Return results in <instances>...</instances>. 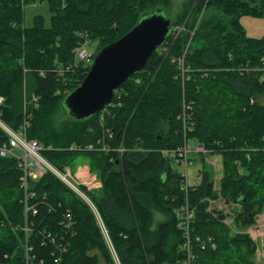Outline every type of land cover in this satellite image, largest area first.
I'll return each mask as SVG.
<instances>
[{
  "label": "trees",
  "instance_id": "obj_1",
  "mask_svg": "<svg viewBox=\"0 0 264 264\" xmlns=\"http://www.w3.org/2000/svg\"><path fill=\"white\" fill-rule=\"evenodd\" d=\"M44 1L49 25L42 14L26 24L25 5ZM163 1L0 0V118L36 139L55 167L81 156L98 170L101 190L85 193L121 264L181 260L178 223L184 220L180 206L186 199L192 264H255L249 234L228 235L222 212L207 210L205 198L215 197L209 172L203 168V179L187 186L165 154L187 137L223 156L218 192L240 206L234 215L238 229L251 225L264 208V34L248 36L240 21L243 15L264 18V0H190L191 15L171 19L165 47H158L144 68L117 88L101 112L76 120L63 105L65 95L54 100L67 78L76 87L87 73L90 59L74 57L72 51L84 36L97 40L100 49L143 16L163 12L152 8ZM206 9L211 13L202 16ZM175 24H183L176 36ZM25 73L34 81L31 93L39 97L38 106L29 104L24 115L22 99L17 100ZM51 97L50 109L63 107L75 124L57 127L44 104L41 111L40 104ZM182 111L189 120L187 131L183 118H176ZM42 130L53 138L45 140ZM7 142L8 134L0 128V144ZM21 173L17 157L0 155V264L111 260L99 220L85 199L46 171L28 179L25 200Z\"/></svg>",
  "mask_w": 264,
  "mask_h": 264
},
{
  "label": "rangeland",
  "instance_id": "obj_2",
  "mask_svg": "<svg viewBox=\"0 0 264 264\" xmlns=\"http://www.w3.org/2000/svg\"><path fill=\"white\" fill-rule=\"evenodd\" d=\"M189 2H190V0H166L163 2L155 3L152 8L153 9L161 8L163 10L162 13L164 15L169 16V17L172 16L171 19L174 21V20H177V18H179L181 16H183V18L184 17L188 18L191 15L192 4L188 5ZM24 10H25L24 13H25L26 24L32 23V17L34 14H42L43 17L45 18V25L46 26L49 25V10H48L47 1L41 2L39 4L25 5ZM210 13H211V9H206L203 12L202 16L209 15ZM240 21H241L242 25L244 26V29H245V32L247 35L259 37V36H262L264 34V18L263 17H252V16H248V15H243L240 18ZM175 25L177 27L176 29H174L175 36H176V34L180 30L183 29V24L182 25L181 24H175ZM164 47L165 46L163 44L161 47L159 46L160 49H163ZM81 49H86L88 51V53L90 54V58H92L97 53V51L100 50L101 48L99 49V43L97 40H92L88 36H84L82 38V40L79 41L72 49V51L74 53V57L77 56V54L79 53V51ZM178 59H182V58L179 57ZM72 82L73 81H71L69 78H67L63 82V86L57 87V89H58L57 92L60 94H57V97L54 100L59 101L61 97H63L64 95H66L69 92L70 89H72L73 87L75 88V85L77 83L73 84ZM33 84H34L33 78L31 76H29L28 73H25L24 74V82L22 84V94H21V97L17 100V101H19V100L21 101V99H22V103H19V105L20 106L22 105V110H23L24 115L26 114V111L28 109L29 104L33 103V105L35 107L38 106L37 101H38L39 96H36V95L34 96L33 95L34 93H31L33 90L32 89ZM67 87H69L70 89ZM30 89H32V90H30ZM29 94H30V96L32 95V98L30 97L31 102H30V98H28ZM53 98L54 97H51L49 100H46L44 103L40 104L41 105V108H40L41 111H42V104H44V106H45L43 108L44 113H48V116H50V117H51L50 113H53V117H55V125L57 127H59L61 125V123H63L66 128L69 127L70 122L72 125L75 124L76 122H74L73 120H71L68 117V115L63 110V107L58 105V107H57L58 111L57 112L54 109H50L51 102H52ZM49 111H50V113H49ZM177 116L183 117V111L180 114L178 113L176 115V118H177ZM78 120H80V119H78ZM177 120H178V118H177ZM27 125H28L27 120H24V126L26 127ZM183 125H184V123L182 122V129H183ZM42 132H43L42 136H44V135L46 136L45 140H48L47 137L53 138L51 136V133L48 132L47 130H42ZM54 141L59 142V140H55V139H54ZM184 143H186V138L184 140ZM184 143H182V145L179 147H183ZM187 143H188V146L185 145L184 148L188 147L187 155L190 157L188 159H190L192 161L188 165V183L191 185H195V181L197 180L196 179L197 175L201 176V180L203 179V172L197 174V171H198L197 169H199V167H201L202 165H205V169L209 172L210 179H212L210 186H212V188H213L212 192L215 195V197L208 196L205 198L208 201L207 210L208 211L220 210L222 212V215L224 217L222 222L226 224V227L228 229L227 233H229L228 235H231L233 233H242V234L248 233L249 236L254 241V245H255V252H254L255 264H264V225L260 226V225H258V223L256 221L254 223V226H252V227H254L253 236H252L251 232L249 231L251 228L250 225L247 228L238 229L237 226L234 225L235 224L234 215L237 212H239L240 206L237 205L236 203H233V202L231 203L229 200H226V198L220 192H218V190L220 188L219 181L216 180V178L213 176V174L214 173L219 174V175L221 174V171H222L221 170L222 169L221 154H219V153H214V154L208 153V154H206L207 152H204V153H201V154H204V156H202L199 152H195L191 149L194 146V142L192 141L191 138L188 139ZM171 159L174 161V166L178 170L182 168V165H179L180 162L175 160L173 157H169V160H171ZM194 159H195V161H194ZM202 160H204V161H202ZM79 163H87L88 164L87 159L85 157L78 156V157L70 160L69 165L71 166L72 169H74ZM70 166H68L69 169H70ZM90 172L95 173V176L98 177L100 182H101V184H99V186H96L94 188L93 192L97 193L98 191L101 190V187L103 185V180H102L98 170L94 169V167H93V170L90 168ZM78 181L80 182V179H78ZM71 189L73 190L72 187H71ZM172 233H170V234L172 235ZM207 240L209 241L208 242L209 244H210V242H212V239L209 240V238H208ZM211 244H212L211 247H213V242ZM231 249L234 250L235 249L234 246H232Z\"/></svg>",
  "mask_w": 264,
  "mask_h": 264
},
{
  "label": "water",
  "instance_id": "obj_3",
  "mask_svg": "<svg viewBox=\"0 0 264 264\" xmlns=\"http://www.w3.org/2000/svg\"><path fill=\"white\" fill-rule=\"evenodd\" d=\"M171 17L159 10L143 16L125 34L105 44L91 59L82 81L70 90L63 105L74 119L101 112L126 79L141 71L171 29ZM177 264H180L177 262Z\"/></svg>",
  "mask_w": 264,
  "mask_h": 264
},
{
  "label": "built area",
  "instance_id": "obj_4",
  "mask_svg": "<svg viewBox=\"0 0 264 264\" xmlns=\"http://www.w3.org/2000/svg\"><path fill=\"white\" fill-rule=\"evenodd\" d=\"M176 28L177 27L175 26V29ZM77 55L81 60L84 61L91 59L90 54L86 49H81ZM179 63L183 64L182 59H179ZM181 68H182V72L185 71L183 70V67ZM3 103H4V99L3 97L0 96V106H2ZM185 113L186 112H184V114ZM184 114L182 117L184 123L183 127L184 130L187 131L190 129V125L187 126L189 120L187 121L188 118ZM0 128H2L8 134V142L4 144H0V155L1 156L12 155L19 159V165L22 170L20 176V182H21V186L25 189V200L27 197L28 179L37 178L46 171H50L54 175H56L59 179H61L66 185H69L70 188L72 187L73 191L78 193L83 199H85L93 207L88 197L81 192V189H79V186L83 183L81 181L79 182L78 179H74L73 177H71L67 170L63 168L59 169L55 167L48 159H46L41 152L43 147L36 139L28 138L23 131L12 129L1 118H0ZM185 145L187 146L186 143H184V146ZM184 146L183 147L178 146L174 151L171 150L170 152L166 151L167 153L165 155L168 157H173L175 160L180 162L181 165H183L184 169L181 172L182 175L184 176V183L186 182V185L188 186L187 168L192 161L188 159L189 158L187 155L188 147L184 148ZM191 149L199 153H204L207 151L200 143H195ZM173 152H177L179 156L175 158ZM184 188L185 191H187L188 187H184ZM180 210H182L185 214V216L183 217L184 220L178 223V227L182 229L181 247L184 253L182 259L177 262H179L180 264H192L194 259V254L190 251L191 239L189 236L188 226L187 224H185L188 223L189 218L191 217V212L189 205L187 203V199L180 207ZM99 225L101 227L105 242L109 248V252L111 256V260L105 264H121L118 255L113 247V244L108 236V233L101 221H99ZM209 240H211L210 237ZM203 246L204 244H202V247Z\"/></svg>",
  "mask_w": 264,
  "mask_h": 264
},
{
  "label": "crops",
  "instance_id": "obj_5",
  "mask_svg": "<svg viewBox=\"0 0 264 264\" xmlns=\"http://www.w3.org/2000/svg\"><path fill=\"white\" fill-rule=\"evenodd\" d=\"M248 36H250V35H248ZM254 37V36H253ZM260 37V36H259ZM188 139L189 138H187L186 137V144H187V146H188ZM193 141V140H192ZM194 142V144L195 143H199V142H196V141H193ZM196 152V151H195ZM208 153H211V152H207L206 154H208ZM201 154V153H200ZM212 154H214V153H212ZM220 154V153H219ZM203 155V154H202ZM189 157V156H188ZM221 157H222V160H221V162L223 163V156L221 155ZM190 158V157H189ZM194 161H195V159H194ZM202 161H204V160H202ZM206 162V161H205ZM204 163V162H203ZM202 163V164H203ZM72 165V164H71ZM179 165H181V164H179ZM68 166H70L69 164L68 165H65L64 167H63V169H65V170H67L68 171V173L70 174V176L71 177H73L74 179H80V181L84 184H81L80 186H79V189H82L81 190V192L82 193H84L85 195H86V193L85 192H93L94 191V188L96 187V186H99V184H101V182H100V180H99V178L98 177H96L95 176V173H93V172H90V166L87 164V163H79L74 169H72L71 168V166H70V169H69V167ZM202 168V169H201ZM203 168H205V165H202L201 167H199V169H197L198 171H197V174L198 173H201L202 171H203ZM62 169V168H61ZM184 169V167H183V165H182V168L181 169H179L180 170V172L182 171ZM222 171H221V174L219 175V174H216V173H214L213 174V176L216 178V180H218L219 182H220V180H221V178L223 177V166H222V169H221ZM241 171V170H240ZM187 175H188V168H187ZM196 181H195V184H198L199 182H200V180H201V176H196ZM187 180H188V178H187ZM212 182V179H210V183ZM83 185V186H82ZM191 185V184H190ZM85 186V187H84ZM102 188V187H101ZM219 188V187H218ZM89 194V193H88ZM87 196V195H86ZM88 197V196H87ZM88 199H89V197H88ZM89 201L91 202V200L89 199ZM227 202V201H226ZM91 204H92V202H91ZM93 205V204H92ZM93 209H94V211H95V214H96V217L98 218V220L99 221H102L101 220V218H100V215H99V213H98V211L96 210V208L94 207V205H93ZM161 215H159L158 214V217L159 218H161L160 217ZM257 221V223H258V225H260V226H262V225H264V208L259 212V213H257L256 214V216H255V219H254V221H253V223L250 225L251 226V228H250V232H251V234H252V236H253V231H254V227H252V226H254V223ZM256 223V224H257ZM105 228V227H104ZM250 234V235H251ZM104 237V236H103Z\"/></svg>",
  "mask_w": 264,
  "mask_h": 264
},
{
  "label": "bare ground",
  "instance_id": "obj_6",
  "mask_svg": "<svg viewBox=\"0 0 264 264\" xmlns=\"http://www.w3.org/2000/svg\"><path fill=\"white\" fill-rule=\"evenodd\" d=\"M235 206V205H234Z\"/></svg>",
  "mask_w": 264,
  "mask_h": 264
}]
</instances>
